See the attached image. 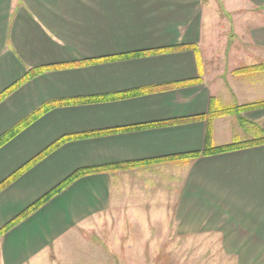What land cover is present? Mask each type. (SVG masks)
<instances>
[{"label":"crops","instance_id":"0c3cea01","mask_svg":"<svg viewBox=\"0 0 264 264\" xmlns=\"http://www.w3.org/2000/svg\"><path fill=\"white\" fill-rule=\"evenodd\" d=\"M209 2H218L237 29L223 39L219 59L205 32ZM178 46L190 50L125 58ZM261 63L264 0H0V93L29 70L56 69L0 103V138L49 107L0 147V185L64 137L206 115L211 98L222 107L264 100V71H235ZM151 88L160 90L85 103ZM241 116L244 122L213 120V146L264 137V109ZM230 126L250 134L216 143ZM205 135V122L197 121L64 144L0 192V231L78 171L132 166L82 176L14 223L0 235V264H73L99 256L97 240L73 238L117 213L113 182L156 183L176 171L183 174L171 207L177 235L215 233L223 264H264V145L180 158L202 151ZM167 159L173 161L157 162Z\"/></svg>","mask_w":264,"mask_h":264},{"label":"rangeland","instance_id":"374dc122","mask_svg":"<svg viewBox=\"0 0 264 264\" xmlns=\"http://www.w3.org/2000/svg\"><path fill=\"white\" fill-rule=\"evenodd\" d=\"M214 3L209 2L208 23H205L208 29L205 32H210L211 47L217 53L214 58L219 59L225 47L223 39L229 31L237 29L234 21L230 23L231 17L219 7V3ZM233 129L230 126L227 132L219 131L215 142L222 144L226 142L227 136L242 141L250 134L245 130ZM171 174H161L163 178L154 179L156 183L152 178L145 177L143 181L115 180L112 207L117 213L110 212L103 217L101 228L95 232L73 238L97 240L100 247L96 249V254L99 256L86 259L85 263L77 258L73 264H223L220 238L215 233L203 237L177 235L171 207L183 182V174L176 171L174 178ZM155 184L161 192L155 191ZM142 226L144 228L141 230ZM125 243H129V247Z\"/></svg>","mask_w":264,"mask_h":264},{"label":"trees","instance_id":"16d2710c","mask_svg":"<svg viewBox=\"0 0 264 264\" xmlns=\"http://www.w3.org/2000/svg\"><path fill=\"white\" fill-rule=\"evenodd\" d=\"M185 50L188 49L190 50V47H183V46H178L175 48H170V49H159V50H151V51H146V52H140V53H135L133 55H130L125 58H145V57H150L154 55H159V54H167V53H172L177 50ZM118 60V59H117ZM50 70H56V69H46V70H29L25 77L18 81L17 83L13 84L11 87L0 93V103L3 102L9 95L14 93L16 90H18L22 85L25 83L31 81L38 75L43 74L44 72L50 71ZM243 70H251L253 72H258V71H264V63L255 65L253 67H246L244 69H240V71ZM238 72V71H236ZM196 82H193L195 84ZM188 85V84H187ZM179 86V85H176ZM181 86H183L181 84ZM175 87V86H174ZM160 88H151L147 90H143L140 92H131L126 95H118V96H112V97H105V98H97L93 100H87L85 103H96V102H110V101H119V100H124V99H129L133 98L136 96H144V95H149V94H154L158 92ZM49 107H43L40 110H38L36 113H33L28 119L20 123L18 126H16L14 129L9 131L7 134L3 135L0 138V147L3 146L5 143H7L10 139H12L14 136H16L20 131H22L26 126L30 125L34 120L39 118L46 110H48ZM264 109V100L261 101H256L250 104H245L241 106H220L218 101L215 100V98H211L210 101V107L206 115L202 116H197L193 118H188V119H181V120H175V121H170V122H165V123H153V124H145V125H140V126H132V127H123V128H114V129H109V130H102V131H97L93 133H86L82 135H77V136H68L61 138L60 140L56 141L49 149L46 151L42 152L39 154L36 158H34L32 161H30L27 165H25L23 168H21L19 171H17L15 174H13L9 179H7L5 182H3L0 185V192L5 189L7 186H9L12 182H14L16 179H18L21 175H23L25 172L30 170L32 167L37 165L39 162H41L43 159H45L47 156H49L51 153L56 151L58 148L63 146L64 144L72 141H78V140H85V139H92V138H99V137H105V136H112V135H117V134H123V133H130V132H136V131H142V130H149V129H156V128H164V127H170L174 125H182V124H188L192 122H197V121H203L206 124V135H205V142H204V147L202 151L180 157L184 161H191L198 159L200 157H209V156H215L219 154H223L226 152H231V151H236V150H241L245 148H251V147H256L260 145H264V137L258 140H252L249 142L245 143H234L231 145L227 146H220V147H215L212 145L211 141V124L214 119L216 118H223L226 116H234L239 121L244 122V119L242 118V114L245 112L249 111H254V110H260ZM168 161H173V159H167V160H162V161H157V162H168ZM132 165H122V166H115V167H101V168H96V169H90V170H83V171H78L75 174H73L71 177H69L67 180H65L61 185H59L57 188H55L51 193L43 197L42 199L38 200L35 202L31 207H29L23 214H21L14 222L10 223L4 230L0 231V235L8 229L10 226H12L14 223L19 222L20 220L26 218L29 214L33 213L35 210H37L40 206H42L49 198H51L53 195L61 192L68 184L71 182L79 179L82 176H87L90 174H96V173H103L107 172L109 170H117V169H127L130 168Z\"/></svg>","mask_w":264,"mask_h":264}]
</instances>
